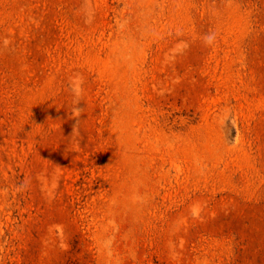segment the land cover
<instances>
[{
	"label": "rangeland",
	"instance_id": "1",
	"mask_svg": "<svg viewBox=\"0 0 264 264\" xmlns=\"http://www.w3.org/2000/svg\"><path fill=\"white\" fill-rule=\"evenodd\" d=\"M0 264H264V0H0Z\"/></svg>",
	"mask_w": 264,
	"mask_h": 264
},
{
	"label": "clouds",
	"instance_id": "2",
	"mask_svg": "<svg viewBox=\"0 0 264 264\" xmlns=\"http://www.w3.org/2000/svg\"><path fill=\"white\" fill-rule=\"evenodd\" d=\"M205 42L209 45L213 44L215 41V34H209L205 38ZM80 112V109H76V115H78ZM102 253L106 254L108 257L112 256V248H111V240L104 241L101 246Z\"/></svg>",
	"mask_w": 264,
	"mask_h": 264
}]
</instances>
